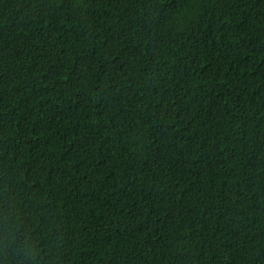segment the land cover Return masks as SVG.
<instances>
[{
  "label": "trees",
  "instance_id": "obj_1",
  "mask_svg": "<svg viewBox=\"0 0 264 264\" xmlns=\"http://www.w3.org/2000/svg\"><path fill=\"white\" fill-rule=\"evenodd\" d=\"M0 264H264V0H0Z\"/></svg>",
  "mask_w": 264,
  "mask_h": 264
},
{
  "label": "clouds",
  "instance_id": "obj_2",
  "mask_svg": "<svg viewBox=\"0 0 264 264\" xmlns=\"http://www.w3.org/2000/svg\"><path fill=\"white\" fill-rule=\"evenodd\" d=\"M15 256H16V258H17V259H19V256H18V254H15Z\"/></svg>",
  "mask_w": 264,
  "mask_h": 264
}]
</instances>
